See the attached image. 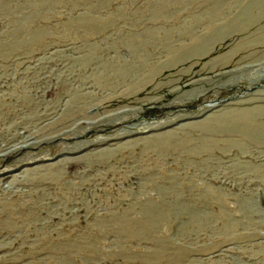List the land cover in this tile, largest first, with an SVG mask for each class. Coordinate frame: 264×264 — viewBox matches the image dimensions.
<instances>
[{
  "label": "rangeland",
  "instance_id": "obj_1",
  "mask_svg": "<svg viewBox=\"0 0 264 264\" xmlns=\"http://www.w3.org/2000/svg\"><path fill=\"white\" fill-rule=\"evenodd\" d=\"M0 264H264V0H0Z\"/></svg>",
  "mask_w": 264,
  "mask_h": 264
}]
</instances>
